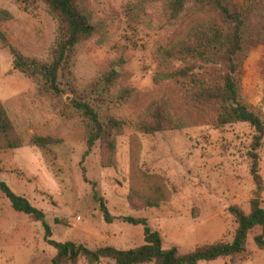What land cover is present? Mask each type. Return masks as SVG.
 <instances>
[{"label": "rangeland", "instance_id": "obj_1", "mask_svg": "<svg viewBox=\"0 0 264 264\" xmlns=\"http://www.w3.org/2000/svg\"><path fill=\"white\" fill-rule=\"evenodd\" d=\"M169 1L81 0L79 10L94 30L71 50L58 73V97L39 93L32 81L12 69L9 53L0 47V103L21 141L18 149L0 151V183L41 212L54 242L90 250L137 248L143 244V226L120 218H143L145 227L158 234L161 249L174 248L183 255L197 245L230 242L235 225L228 206L248 212L254 188L247 158L253 131L247 123L213 128L200 118L176 131L144 135L134 129L154 101L183 109L182 88L170 80H154L163 71L155 50L203 17L185 0L182 12L171 20ZM219 1L241 20L233 75L238 107L255 114L264 126V0ZM0 9L11 15L0 25L10 46L26 58L48 61L57 25L45 6L39 0H0ZM186 66L218 86L226 71L218 59L174 61L171 69ZM109 71L117 78L104 88L100 80ZM121 88L132 90L125 103L116 99ZM70 99L87 103L100 120L111 116L124 123L115 138L114 167L100 166L97 144L85 153L84 124ZM32 135L59 142L39 150L28 143ZM256 155L264 210V133ZM131 165L143 175L159 176L167 200L156 207L132 208L127 202ZM103 207L109 223L103 220ZM258 233V228L248 233L243 253L196 264H264V251L251 240ZM53 255L40 223L13 211L0 192V264H50ZM76 264L86 263L79 259ZM97 264L113 263L101 259Z\"/></svg>", "mask_w": 264, "mask_h": 264}, {"label": "trees", "instance_id": "obj_2", "mask_svg": "<svg viewBox=\"0 0 264 264\" xmlns=\"http://www.w3.org/2000/svg\"><path fill=\"white\" fill-rule=\"evenodd\" d=\"M34 0H20L27 4ZM48 14L56 21L57 36L49 50V60L41 62L26 58L10 46L0 30V47L9 53L12 65L22 76L32 81L39 93L58 97L57 76L66 65L71 50L79 43L88 40L93 34V26L79 10L81 0H39ZM185 0H171L167 3L168 17L176 19L182 12ZM192 11L203 19L192 23L179 31L166 46H158L155 54L162 72L155 75V81L170 80L183 90V109L175 110L160 99L150 103L134 124L140 134L150 135L162 131H176L187 127L188 121L195 123L200 118L213 128H221L232 123H247L253 131L247 152L248 173L253 183L252 198L248 202V212L231 205L226 212L235 225L230 242L215 241L194 246L191 251L180 255L174 248L161 249L158 234L145 227L143 218H120L129 225L143 226V244L137 248L119 250L112 247H100L94 250L73 242L57 243L49 239L50 229L44 223L43 215L34 209L23 197L12 193L0 183V192L7 199L10 208L39 222L43 229V238L54 250L50 264H76L82 259L86 264H97L101 259L113 264H196L199 261H213L217 258H232L244 252L248 233L258 228L259 233L251 240L253 245L264 251V210L260 207L262 180L258 173L256 150L264 133V126L253 113L238 107V90L233 77L236 70L234 59L240 50L241 20L237 13H230L219 0H191ZM11 20V15L0 9V25ZM218 59L225 67L221 85L209 84L202 76L193 73L192 66L172 70L174 61L210 62ZM117 78L114 71L101 77L104 88L111 87ZM132 90L121 88L116 99L125 103L131 98ZM69 105L84 124V142L86 151L94 144L99 150V162L103 168L114 167L115 138L121 134L124 123L111 116L100 120L96 112L85 102L69 100ZM244 110L242 113L239 110ZM59 140L48 136L32 135L29 145L36 149H47ZM21 147L9 118L0 103V151ZM127 202L132 208L156 207L166 201L168 195L161 186L157 175H143L130 166ZM103 220L111 221L105 208H102Z\"/></svg>", "mask_w": 264, "mask_h": 264}, {"label": "water", "instance_id": "obj_3", "mask_svg": "<svg viewBox=\"0 0 264 264\" xmlns=\"http://www.w3.org/2000/svg\"><path fill=\"white\" fill-rule=\"evenodd\" d=\"M13 70H15V67H12ZM244 110L240 109L239 112H243Z\"/></svg>", "mask_w": 264, "mask_h": 264}]
</instances>
